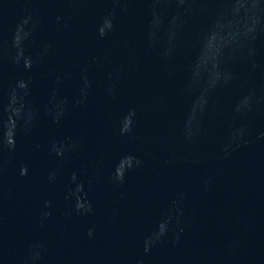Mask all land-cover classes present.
Returning a JSON list of instances; mask_svg holds the SVG:
<instances>
[{"label": "water", "instance_id": "1", "mask_svg": "<svg viewBox=\"0 0 264 264\" xmlns=\"http://www.w3.org/2000/svg\"><path fill=\"white\" fill-rule=\"evenodd\" d=\"M0 264H264V0H0Z\"/></svg>", "mask_w": 264, "mask_h": 264}]
</instances>
